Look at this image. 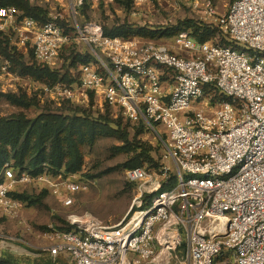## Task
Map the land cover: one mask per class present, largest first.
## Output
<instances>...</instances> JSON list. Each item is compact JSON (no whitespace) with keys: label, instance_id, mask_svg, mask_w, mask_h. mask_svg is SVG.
<instances>
[{"label":"built area","instance_id":"2783aa9c","mask_svg":"<svg viewBox=\"0 0 264 264\" xmlns=\"http://www.w3.org/2000/svg\"><path fill=\"white\" fill-rule=\"evenodd\" d=\"M85 1L69 0L67 16L45 23L0 4V36L15 34L38 66L53 70L71 48L91 54L92 62L69 70L70 81L44 88L47 100L89 106L93 96L150 130L162 127L176 182L144 167L127 169L139 190L130 219L109 225L90 212H68V228L36 231L13 196L19 187L42 186L69 208L90 184L64 170L34 174L6 163L0 211L45 239L40 253L54 263L216 264L230 252L235 264H264V0H234L219 15L212 0H174L202 7L234 46L201 43L187 30L171 44L111 37L101 25L78 21ZM21 241L0 231V250Z\"/></svg>","mask_w":264,"mask_h":264},{"label":"rangeland","instance_id":"374dc122","mask_svg":"<svg viewBox=\"0 0 264 264\" xmlns=\"http://www.w3.org/2000/svg\"><path fill=\"white\" fill-rule=\"evenodd\" d=\"M33 6L42 8L48 18L56 14L68 15L69 0H28ZM216 6L217 15L223 14L228 9L232 0H212ZM80 23H96L103 29L112 30L115 27L126 25L134 32L140 28H145L150 32L149 36L132 34L125 39L137 38L140 40L156 41L171 44L179 33L185 21L192 23L185 24L189 30L196 27L206 28L209 33L208 42L227 44L234 46L226 33L216 25L214 19L203 13V8L177 4L174 0H149L148 3L139 6H132L131 9L124 8L119 0H86L80 11L78 18ZM179 29H181L179 31ZM187 30V31H189ZM190 32V31H189ZM123 36V35H121ZM8 40L9 53L20 59L27 66L35 63L34 54L31 47L23 46L15 34L11 37H1ZM5 46V43H4ZM75 51L71 48L62 53L58 63L57 71L68 75L67 81L72 76L69 70L77 72L82 64H70L69 56ZM87 54L84 53L82 55ZM48 79L36 78L34 75L22 74L20 66L0 51V118L11 117L23 114L29 119L36 118L43 111L58 112L59 108L69 102H64L59 107L51 103L46 98L44 88L49 85ZM25 95L34 104L29 107H19L6 99L4 94ZM72 105V104H71ZM90 118L96 119L107 116L105 124L116 127L121 126L129 135L130 142L144 144L150 148L152 160L144 159L142 167L155 173L160 180L170 178V185L176 182V163L167 156L164 145L165 132L162 127L156 131L150 130L140 119L131 121L127 119L119 107L108 104L100 106L91 97L89 106L85 107ZM103 123V121H101ZM104 124V123H103ZM86 132L82 140L83 164L79 171L69 172L76 174L80 179L89 182L87 191H80L74 194V203L71 207L65 208L63 204L53 196L48 190L38 185H27L18 188V194L31 196L38 199V203H31L29 200H21L23 208L21 210L22 219L28 222L34 230L43 231L49 224L58 227L68 228L66 220L68 212L84 213L90 212L101 218L109 225H116L125 218L130 219L139 209L138 185L130 182L126 178V163L138 151L131 150L120 136L108 132L99 126L85 127ZM9 163L15 164L12 159ZM165 168H168L167 173ZM163 189H167L165 185ZM152 195L146 194L142 200L144 205H148ZM0 231L18 236L22 239L20 243L13 244L10 248L0 250V258L9 259L21 264H69L65 257L60 258L58 263L51 261L45 253L41 252V247L46 244V240L38 234L34 235L26 231L20 220L5 215L0 211ZM216 264H234L232 255L224 259H217Z\"/></svg>","mask_w":264,"mask_h":264},{"label":"trees","instance_id":"16d2710c","mask_svg":"<svg viewBox=\"0 0 264 264\" xmlns=\"http://www.w3.org/2000/svg\"><path fill=\"white\" fill-rule=\"evenodd\" d=\"M133 2L134 0H119V3L127 9L132 8ZM0 4L6 7L15 6L24 15L33 17L42 23L49 20L42 8L33 6L28 0H0ZM182 23L183 27L181 29L189 30V27L184 25L192 22L185 21ZM104 31L111 37H129L134 33L141 36L150 35V32L146 31L145 28H140L134 32L126 25L115 27L112 30L105 29ZM189 31L201 43L207 42L209 39V33H207L209 31L206 28L196 27L194 30ZM8 48V40H4L0 36L1 53L11 59L13 63H16L17 66H20L22 74H31L36 78H46L49 85L56 84L60 80L67 81L68 75L66 73L53 70L49 67H41L37 64L27 66L20 59L10 54ZM69 58L70 64H76L77 62L87 64L94 60V57L89 53L82 55L76 54L75 51L72 52ZM4 96L12 104L19 107H29L34 104L31 99L23 94L8 93L4 94ZM71 104L61 106L58 112L43 111L34 119H29L21 113L11 117L0 118V170L13 159L15 161V164H13L15 168L27 170L34 174L41 173L45 169L52 173H58L62 170L67 173L79 171L83 164L81 142L86 134L84 132L86 126L88 128L93 126L102 127L108 132L120 136L127 145L132 147L131 150L136 152L140 149L126 163L128 169L142 167L144 159L152 160L150 148L144 144L130 142L128 133L119 124L115 128L105 124L104 121L107 120V116L103 115L92 119L86 111V106ZM13 196L19 200H29L31 203L39 202L38 199H32L29 195L18 194L17 192H14ZM229 255L231 253L227 252L217 259H224ZM0 264L21 263L0 258Z\"/></svg>","mask_w":264,"mask_h":264}]
</instances>
